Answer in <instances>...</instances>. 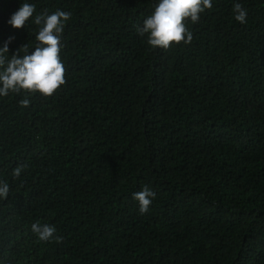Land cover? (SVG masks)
Returning <instances> with one entry per match:
<instances>
[{
	"label": "trees",
	"instance_id": "obj_1",
	"mask_svg": "<svg viewBox=\"0 0 264 264\" xmlns=\"http://www.w3.org/2000/svg\"><path fill=\"white\" fill-rule=\"evenodd\" d=\"M23 2L0 0L9 58L37 43L31 18L7 23ZM27 2L71 12L67 82L0 97V264H264V0H212L167 50L135 29L158 0ZM37 222L61 241H39Z\"/></svg>",
	"mask_w": 264,
	"mask_h": 264
},
{
	"label": "clouds",
	"instance_id": "obj_2",
	"mask_svg": "<svg viewBox=\"0 0 264 264\" xmlns=\"http://www.w3.org/2000/svg\"><path fill=\"white\" fill-rule=\"evenodd\" d=\"M213 7L212 0H158L154 10L142 23L135 25L139 36L145 37L151 48L169 49L173 43L179 45L191 43L192 32L187 28L186 21L198 23L200 15ZM235 20L241 24L247 21V10L240 3L233 7ZM36 13V5L23 2L7 21L13 28L23 27L31 18L37 26L35 35L36 46L29 52L27 45H23L10 58L9 41L0 47V97H7L10 93H27L29 96L39 93L44 98L52 97L61 86L66 84V68L61 59L62 34L67 22L71 19V12L57 9L51 14L46 10ZM21 52L24 54L21 55ZM21 106L28 107L30 99L20 101ZM25 165H18L11 175L21 176ZM10 193V185L0 179V199L6 200ZM156 193L150 187L144 186L141 191L133 193L138 201L139 212L149 211ZM31 231L42 242L61 241L56 235L57 229L48 223H32Z\"/></svg>",
	"mask_w": 264,
	"mask_h": 264
}]
</instances>
